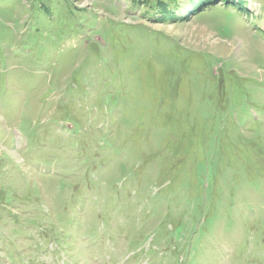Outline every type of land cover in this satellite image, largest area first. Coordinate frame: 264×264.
Here are the masks:
<instances>
[{
    "label": "rangeland",
    "instance_id": "rangeland-1",
    "mask_svg": "<svg viewBox=\"0 0 264 264\" xmlns=\"http://www.w3.org/2000/svg\"><path fill=\"white\" fill-rule=\"evenodd\" d=\"M0 0V264H264V0Z\"/></svg>",
    "mask_w": 264,
    "mask_h": 264
},
{
    "label": "trees",
    "instance_id": "trees-1",
    "mask_svg": "<svg viewBox=\"0 0 264 264\" xmlns=\"http://www.w3.org/2000/svg\"><path fill=\"white\" fill-rule=\"evenodd\" d=\"M189 1V3L190 4H193L194 6L195 5H198V4H203L204 3V5H208V4H210V0H188ZM219 1H221V2H223V1H225V0H219ZM157 5H156V7H158L157 9L159 10L160 9V13L161 12H165V10L167 9V7H168V5H169V2H167V0L163 3V2H158V3H156Z\"/></svg>",
    "mask_w": 264,
    "mask_h": 264
}]
</instances>
